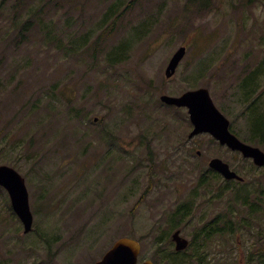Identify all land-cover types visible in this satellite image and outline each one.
Returning a JSON list of instances; mask_svg holds the SVG:
<instances>
[{
	"label": "rangeland",
	"instance_id": "374dc122",
	"mask_svg": "<svg viewBox=\"0 0 264 264\" xmlns=\"http://www.w3.org/2000/svg\"><path fill=\"white\" fill-rule=\"evenodd\" d=\"M199 88L247 139L251 106L264 113V0H0V166L25 178L34 215L25 234L0 189V264H95L121 238L167 264L176 229L190 259L214 221L207 264H259L264 205L235 193L257 195L264 169L189 139L187 110L160 100ZM213 158L246 182L201 185Z\"/></svg>",
	"mask_w": 264,
	"mask_h": 264
},
{
	"label": "water",
	"instance_id": "95a60500",
	"mask_svg": "<svg viewBox=\"0 0 264 264\" xmlns=\"http://www.w3.org/2000/svg\"><path fill=\"white\" fill-rule=\"evenodd\" d=\"M186 52V48L181 47L174 54L166 69V78L170 79L175 75ZM160 99L166 105L188 109L194 127L190 138L202 133H209L221 145L241 153L245 159L252 160L256 167L264 169V151L259 147L246 144L231 132L230 121L215 106L208 89L200 88L187 91L181 96L163 95ZM209 166L219 172L226 180L244 181V178L233 171L229 164L219 158L212 159ZM0 186L7 190L12 208L24 225V232H31L33 214L30 209L29 192L25 179L14 168L2 165L0 166ZM172 239L176 244L177 251H183L189 246L188 240L181 236V231L175 232ZM140 248L138 241L122 238L96 264H137ZM145 264H152V262L149 261Z\"/></svg>",
	"mask_w": 264,
	"mask_h": 264
},
{
	"label": "trees",
	"instance_id": "16d2710c",
	"mask_svg": "<svg viewBox=\"0 0 264 264\" xmlns=\"http://www.w3.org/2000/svg\"><path fill=\"white\" fill-rule=\"evenodd\" d=\"M18 5L20 6V4L18 3ZM201 11V10H199ZM29 27V26H28ZM27 24L24 25V30H26L27 28ZM23 30V31H24ZM116 51V50H115ZM113 52L112 56L116 55L117 52ZM114 61H118L113 59ZM250 92V91H248ZM247 95V93H246ZM247 98H250V94L249 96L247 95ZM249 123H250V136H248L247 139H245L247 142L254 144L255 146H264V113L260 112L258 107L256 106V104H253L249 110ZM12 144V143H11ZM10 144V145H11ZM215 174V173H214ZM218 177H220L219 175L216 174V176L214 175V181H218ZM200 183L202 185L209 183V179H208V175L207 176H203L201 178ZM230 184H233V182H228ZM234 184L239 185V183L234 182ZM235 197L236 199H238L240 202H242L245 207L249 206H253V205H264V187L259 189L257 192V195H252L250 193L245 194L244 198L239 196V194L235 193ZM261 202V204H260ZM254 210V207H252V211ZM254 214H257L258 211L254 210L253 211ZM181 217H179L180 219ZM229 221L227 218H225L223 220V223L229 226ZM220 222L219 221H214L213 222V226L207 230H205L204 232V241H206L208 238H210L212 235H216L220 232H223L224 230H222L218 224ZM204 241L203 244H196L195 246L192 247L193 249V253L190 255V259H187V257L185 255L188 254V251L185 252L184 254L181 253H173L170 254L168 253V255L166 256L167 259H170V261L168 260V262H170V264H207L206 263V257H204V251H205V246H204ZM158 246H160V248L163 246V243H160ZM257 259H258V263L259 264H264V252L258 251L256 253ZM209 264V263H208Z\"/></svg>",
	"mask_w": 264,
	"mask_h": 264
}]
</instances>
